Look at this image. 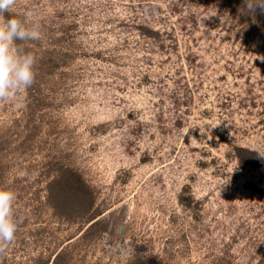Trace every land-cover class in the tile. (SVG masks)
I'll return each mask as SVG.
<instances>
[{
  "label": "rangeland",
  "instance_id": "374dc122",
  "mask_svg": "<svg viewBox=\"0 0 264 264\" xmlns=\"http://www.w3.org/2000/svg\"><path fill=\"white\" fill-rule=\"evenodd\" d=\"M246 2L16 0L5 18L40 39L16 42L35 80L0 102V264H264V170L238 152L264 158Z\"/></svg>",
  "mask_w": 264,
  "mask_h": 264
},
{
  "label": "clouds",
  "instance_id": "9594fccd",
  "mask_svg": "<svg viewBox=\"0 0 264 264\" xmlns=\"http://www.w3.org/2000/svg\"><path fill=\"white\" fill-rule=\"evenodd\" d=\"M15 3L16 0H0V102L13 99L31 87L35 80V57L18 47L16 42L40 39V25L28 27L15 17L6 19L4 14ZM246 5L253 9L252 4L246 2ZM256 9L264 12V4H257ZM15 199L11 189L0 188V254L13 242L18 229L12 210Z\"/></svg>",
  "mask_w": 264,
  "mask_h": 264
},
{
  "label": "trees",
  "instance_id": "16d2710c",
  "mask_svg": "<svg viewBox=\"0 0 264 264\" xmlns=\"http://www.w3.org/2000/svg\"><path fill=\"white\" fill-rule=\"evenodd\" d=\"M255 3H257L256 0H254V5ZM7 18H10V16L7 15ZM256 22L262 34L264 35V14H258L256 16ZM238 152H239V157L244 158V159H241L242 162L245 161L242 164H245L248 162L249 165H253L255 167H258L260 170H264V158H262L260 155L254 152H250L248 150H242V149H238Z\"/></svg>",
  "mask_w": 264,
  "mask_h": 264
},
{
  "label": "water",
  "instance_id": "95a60500",
  "mask_svg": "<svg viewBox=\"0 0 264 264\" xmlns=\"http://www.w3.org/2000/svg\"><path fill=\"white\" fill-rule=\"evenodd\" d=\"M124 230H125L124 227H122V228L120 229V232L123 233Z\"/></svg>",
  "mask_w": 264,
  "mask_h": 264
}]
</instances>
